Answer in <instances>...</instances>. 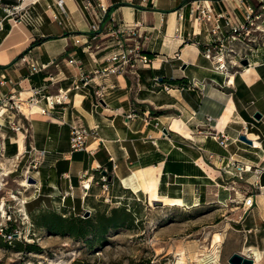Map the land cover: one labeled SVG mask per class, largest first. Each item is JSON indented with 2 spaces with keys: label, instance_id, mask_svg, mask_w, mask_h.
<instances>
[{
  "label": "crops",
  "instance_id": "obj_1",
  "mask_svg": "<svg viewBox=\"0 0 264 264\" xmlns=\"http://www.w3.org/2000/svg\"><path fill=\"white\" fill-rule=\"evenodd\" d=\"M100 1L116 21L141 24L140 31L147 37L143 52L150 57V65L127 67L70 91L66 110L41 115L33 107L30 113L17 115L15 121L21 127L17 132L9 126L12 116L0 115V175L4 170L2 176L10 178L17 172L15 178L23 181L28 176L35 180L41 199L64 195L71 209L106 171L108 181L146 201L151 191L159 198L180 200L181 206L224 210L228 216L222 222L240 239L229 254L257 251L264 259V194L258 190L264 186V172L260 176L254 172L264 167V21L255 22L239 41H231L224 29V43L247 50L248 65L231 66L222 73L203 55L206 49L214 50L211 23L197 24L191 13L192 7L208 5L214 15L222 13L244 23L242 2L259 11L264 0ZM16 3L0 0V16L5 15L6 6ZM65 5L69 28L53 22L43 5L30 6L20 22L3 21L0 100L10 91L26 99L33 88L43 96L71 88L79 71L67 63L70 58L85 72L106 65V36L101 35L96 41L99 48L92 52L83 51L73 40L74 35L85 39L92 12L82 9L81 0H65ZM32 64L46 67L31 74ZM172 79H182L186 85L170 84ZM98 85L114 88L99 98L95 95ZM38 105L44 106L45 101ZM19 106L22 110L23 105ZM131 111L136 116L127 120L125 114ZM255 112L261 115L259 120L253 117ZM176 122L181 131L173 127ZM71 125L96 129L95 136L87 137L85 150L70 152ZM215 132L227 136L226 147L210 135ZM242 135L251 143L242 141ZM32 160L38 167L25 172ZM230 161L252 169L242 171L239 178ZM227 164L232 173L224 171ZM87 184L89 188L83 187ZM250 193L254 204L245 210L241 200Z\"/></svg>",
  "mask_w": 264,
  "mask_h": 264
},
{
  "label": "rangeland",
  "instance_id": "obj_2",
  "mask_svg": "<svg viewBox=\"0 0 264 264\" xmlns=\"http://www.w3.org/2000/svg\"><path fill=\"white\" fill-rule=\"evenodd\" d=\"M17 174L0 175V264H230L229 249L240 242L222 222L224 210L153 206L115 181L106 185V178L70 209L64 195L41 199L37 188L21 187ZM64 206L69 212H61ZM114 208L116 222L108 224ZM53 212L88 219L85 235L46 225ZM216 234L221 241L215 245ZM260 257L256 264H264Z\"/></svg>",
  "mask_w": 264,
  "mask_h": 264
},
{
  "label": "built area",
  "instance_id": "obj_3",
  "mask_svg": "<svg viewBox=\"0 0 264 264\" xmlns=\"http://www.w3.org/2000/svg\"><path fill=\"white\" fill-rule=\"evenodd\" d=\"M146 1V0H142ZM35 5H43L45 10L50 12V18L53 22L57 23L63 28L70 27L69 12L65 5V0H17L15 5L6 6L3 11L4 16H0V28L3 21L8 18L14 22H20L24 15V12L30 7ZM81 7L87 12H92L93 20L89 26L87 32H85V39L81 40L78 36L74 35L73 40L76 45L81 46L83 51L92 52L93 49H98L96 41L101 38V35L106 36L108 40L107 44V54L105 58L106 65L95 68L89 72L82 71L80 65H77L73 58H70L67 63L74 66L77 71H79V78L75 79L71 88L68 89H58L57 93L49 94L47 96L41 95V90L32 89V94L26 98L21 99L20 94L15 95L14 91H10L8 96H4L0 100V115L9 113L10 122L9 126L14 131H19L20 126L15 121L17 115L22 114L19 104L25 105L32 109L33 107L38 109V113L41 115H46L50 110L60 108L61 110H66L71 104L70 91L80 90L86 87L93 81L100 78H106L111 74H116L123 72L127 67H135L137 64L142 66L150 65V57L143 52L144 41L147 39L144 34L141 33V24L136 22L133 24L126 23L124 21H116L113 15H111L109 7L105 5L102 1L97 0H81ZM242 7L245 14L244 23H235L230 17H225L222 13L213 14L211 8L208 5L196 6L191 8V13L194 15L195 22L201 24L204 21H209L211 23V33L214 38L213 51L206 49L203 52L205 58L209 59L216 71L226 73L229 67H240V60L247 58V50L234 49L230 45L224 43L222 35L224 29L229 32V38L231 41H239L242 39V35L248 33L249 28L252 27L255 22L264 21V5H262L259 11L255 10L252 6L245 5L242 2ZM179 19H183V15L179 14ZM224 19L221 23V19ZM46 66L36 67L31 65V74L44 69ZM4 83V82H3ZM113 85H98L95 90V95L102 98L108 90L113 89ZM41 100L45 101L44 106H39ZM136 114L131 111L125 114V118L132 119ZM148 115L145 114V121L147 122ZM207 121L211 120V117H206ZM247 125V124H246ZM247 126H245L246 129ZM96 129H89L81 125H71L69 146L70 152H77L86 149L85 143L88 136H95ZM210 135L218 140L219 144L223 147L227 146V136L224 134L210 133ZM45 151H41L44 154ZM231 160V159H230ZM231 162V161H230ZM38 163L35 160L29 162L25 169V172L32 171L34 168L38 167ZM233 169L237 170L239 178H242L241 172L251 171V167L247 165H239L234 161L231 162ZM116 167V166H115ZM224 171L232 173L229 170L228 164L224 167ZM255 174L260 176L264 172V167L256 168L254 170ZM24 181L28 182V176H24ZM101 179L105 180L102 176ZM83 187H87L84 185ZM105 187V185H104ZM259 193L264 194V186H258ZM254 204L253 194H248L244 196L241 200V206L245 210H249ZM252 254L247 256L252 257Z\"/></svg>",
  "mask_w": 264,
  "mask_h": 264
},
{
  "label": "trees",
  "instance_id": "obj_4",
  "mask_svg": "<svg viewBox=\"0 0 264 264\" xmlns=\"http://www.w3.org/2000/svg\"><path fill=\"white\" fill-rule=\"evenodd\" d=\"M170 84H178V83H182V84H185L186 85V82L184 83L182 79H172V80H169L168 81ZM188 85V84H187ZM101 178V175H99V178H98V182L99 184H101V182H99V179ZM107 179V178H106ZM112 181H106V185H110ZM125 189V188H123ZM125 190H128V189H125ZM69 212L66 210V207H63L61 209V212ZM117 209L114 208L112 210V214L111 216L108 217L107 219V223L108 224H113L116 222V220H114V215L117 213ZM52 216V220H49V216H45V218H47V220H45V224L46 225H49L50 224V227L51 228H54L57 232H60V233H63L65 231V229L72 233L73 235H80V236H83L85 235L84 234V227H83V223H87L89 222L88 219H81L80 218V215L76 216L75 214L69 216V217H64L62 214H59V213H56V212H53V214H51ZM98 231V230H97ZM105 232V229L103 230L102 233ZM0 245H3V242H2V238L0 237ZM6 245V244H4ZM28 248L29 247H33V246H30L28 244L27 246Z\"/></svg>",
  "mask_w": 264,
  "mask_h": 264
},
{
  "label": "bare ground",
  "instance_id": "obj_5",
  "mask_svg": "<svg viewBox=\"0 0 264 264\" xmlns=\"http://www.w3.org/2000/svg\"><path fill=\"white\" fill-rule=\"evenodd\" d=\"M251 71V69H249V71H247V73H249ZM247 73H244V76L248 79V77H247ZM22 110H23V112H25L26 114H28V113H30V108H28L27 106H25V105H23L22 106ZM173 127L175 128V129H177V130H182L180 127H179V122H176L174 125H173ZM187 135H188V133H186ZM20 142V146H21V149H22V144H21V140L19 141ZM254 143L255 144H258L257 143V141H254ZM2 175H4V173H2ZM21 186H23V187H26V190L27 189H29L30 187H34V185H30V184H28L26 181H23L22 183H21ZM89 184H87V188H89ZM155 200H160V201H162L163 202V204L164 205H167V206H171V207H175V206H178V207H180L181 206V201L180 200H170V199H167V198H159L158 196H157V194L155 193V192H149V200H148V202L149 203H152L153 201H155ZM221 241V239H220V236L218 235V234H216L215 236H214V240H213V243L216 245V244H218L219 242ZM261 256V254L259 253V252H257V251H253V259H254V262H255V264L260 260V257Z\"/></svg>",
  "mask_w": 264,
  "mask_h": 264
},
{
  "label": "water",
  "instance_id": "obj_6",
  "mask_svg": "<svg viewBox=\"0 0 264 264\" xmlns=\"http://www.w3.org/2000/svg\"><path fill=\"white\" fill-rule=\"evenodd\" d=\"M240 64H241L242 66H247V65H248V61H247V59H243V60H241V61H240ZM253 117H254L255 119L259 120V119L261 118V115H260L258 112H255L254 115H253ZM164 133H167L166 130H164ZM240 139H241L242 141H245V142L251 143L249 140L246 139V137H245L244 135H242V136L240 137ZM106 175H107L106 171H102V176L105 177ZM28 182H29V183H33V184H35V180H34V179H31V178L28 179ZM152 205H153V206H163V202H161V201H153V202H152ZM228 262H229L230 264H254V259L251 258V257H249V256H247V255H245V254H241V253L234 252V253H232V254L229 256V258H228Z\"/></svg>",
  "mask_w": 264,
  "mask_h": 264
}]
</instances>
